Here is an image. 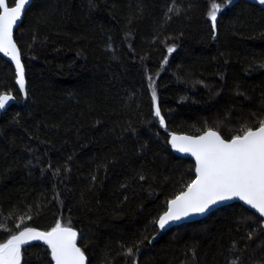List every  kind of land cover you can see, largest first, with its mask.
Instances as JSON below:
<instances>
[{
	"label": "trees",
	"instance_id": "1",
	"mask_svg": "<svg viewBox=\"0 0 264 264\" xmlns=\"http://www.w3.org/2000/svg\"><path fill=\"white\" fill-rule=\"evenodd\" d=\"M232 1L33 0L14 32L27 99L0 116V243L61 223L87 264H264L262 220L238 203L157 227L194 179L171 135L264 121V9ZM4 93L20 101L0 57ZM21 264H52L49 247Z\"/></svg>",
	"mask_w": 264,
	"mask_h": 264
},
{
	"label": "snow or ice",
	"instance_id": "2",
	"mask_svg": "<svg viewBox=\"0 0 264 264\" xmlns=\"http://www.w3.org/2000/svg\"><path fill=\"white\" fill-rule=\"evenodd\" d=\"M258 2L264 5V0ZM30 3L31 0H14V6L10 7L6 0H0V53L15 62L16 82L21 91L25 89L24 67L13 39V28ZM221 9L222 5L214 2L208 12L213 28ZM168 51L174 49L169 48ZM152 96L155 100L154 91ZM12 100L10 94L0 95V110ZM155 115L160 117L163 125L159 108H156ZM171 142L178 152L195 158L196 176L187 186V191L171 200L167 211L159 217L157 223L161 229L170 222L180 221L194 213H205L219 202L234 198L264 217V121L258 128H249L243 135H235L230 140L222 138L217 131L209 130L198 137L173 135ZM34 240H42L48 245L55 264H85V255L76 243L77 232L61 223L50 231H37L26 226L19 234L11 235L6 243H0V264H21L22 246ZM128 254H132L131 249Z\"/></svg>",
	"mask_w": 264,
	"mask_h": 264
},
{
	"label": "water",
	"instance_id": "3",
	"mask_svg": "<svg viewBox=\"0 0 264 264\" xmlns=\"http://www.w3.org/2000/svg\"><path fill=\"white\" fill-rule=\"evenodd\" d=\"M240 0H233L232 1V3L233 4H235V3H237V2H239ZM242 1H244V2H246V3H249V4H253V5H255V6H257L258 8H260V9H264V5H261L259 2H258V0H242ZM32 2H33V0H31V3L29 4V5H27L26 6V8L28 9L30 6H31V4H32ZM6 3H8V0H6ZM9 4V3H8ZM10 7L11 6H14V3H13V5H9ZM25 14V13H24ZM24 14L22 15V18H21V20H19L18 22H17V24L14 26V28H13V39H14V32L19 28V26H20V24H21V22H22V19H23V16H24ZM14 42H15V40H14ZM17 48H18V46H17ZM18 50H19V48H18ZM19 53H20V51H19ZM0 57L2 58V59H4L5 61H7L11 66H12V68H13V70H14V74H15V87H16V89L18 90V92H19V95H20V101H17V99L15 98V96L14 95H12V94H10V95H12L13 96V100L12 101H9V103L5 106V109H3V110H0V116L3 114V113H5L6 111H7V109L10 107V106H12V105H23L24 104V102L26 101V99H27V90H26V80H25V89H24V91H21L20 90V88H19V85L17 84V72H16V67H15V62L9 57V56H5L3 53H0ZM20 59H21V54H20ZM21 63H22V61H21ZM23 64V63H22ZM24 67V66H23ZM24 76H25V71H24ZM4 94H7V93H4ZM4 94H2V95H4ZM209 131V130H208ZM207 132V131H206ZM205 133V132H204ZM204 133H202V134H204ZM202 134H200V135H202ZM174 135H176V136H189V135H185V134H174ZM200 135H198V136H200ZM172 136L173 135H171L170 136V138H169V140H168V144H169V146H170V149H171V152L176 156V157H178V158H182V159H190L192 162H193V164H194V178H195V176H196V172H195V167H196V161H195V158L193 157V156H191L190 154H188V153H181V152H178L175 148H173V146H172V142H171V140H172ZM198 136H191V137H198ZM185 191H187V189L186 190H184L183 192H185ZM182 192V193H183ZM181 194V193H180ZM179 194V195H180ZM176 198V197H175ZM175 198H173V199H175ZM172 199V200H173ZM171 201V200H170ZM170 201L168 202V204H167V208H166V211H167V209H168V205H169V203H170ZM233 203H238V204H240V205H242L244 208H246L248 211H250V212H252V213H254L256 216H258L261 220H262V229H263V231H264V217H262L255 209H253V208H251L249 205H247V204H245L243 201H240L238 198H234V199H232V200H230V201H223V202H219L217 205H214V206H212L211 207V209L209 210V211H206L205 213H194V214H191L189 217H187V218H185V219H182V220H180V221H174V222H170V225H167L166 227H165V229H161L160 227H159V224L157 223V227H158V229L163 233V232H165V231H167V230H169V229H171V228H173V227H176V226H180V225H183V224H188V223H192V222H196V221H200L201 219H203L205 216H207L208 214H210L211 212H213V211H215V210H217V209H219V208H221V207H224V206H228V205H231V204H233ZM165 211V212H166ZM164 212V213H165ZM163 213V214H164ZM162 214V215H163ZM161 215V216H162ZM160 216V217H161ZM159 219V218H158ZM74 230V229H73ZM75 231V230H74ZM77 240H78V234H77ZM33 242H39V243H43V244H45L42 240H34V241H31L30 243H33ZM29 243V244H30ZM76 243H77V241H76ZM27 245V244H26ZM26 245H23L22 247H24V246H26ZM47 245V244H46ZM48 246V245H47ZM78 246V245H77ZM50 259H51V250H50ZM51 261H52V264H55V262L51 259ZM85 264H87V259H86V257H85Z\"/></svg>",
	"mask_w": 264,
	"mask_h": 264
}]
</instances>
